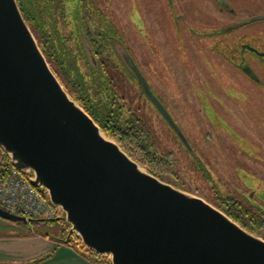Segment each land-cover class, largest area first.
<instances>
[{"label": "water", "instance_id": "obj_1", "mask_svg": "<svg viewBox=\"0 0 264 264\" xmlns=\"http://www.w3.org/2000/svg\"><path fill=\"white\" fill-rule=\"evenodd\" d=\"M123 51H120L119 48ZM143 92L191 148L124 46ZM86 49L92 65L97 59ZM0 146L60 209L66 239L110 264H264V239L144 169L67 92L17 0H0ZM0 217L33 222L0 207Z\"/></svg>", "mask_w": 264, "mask_h": 264}, {"label": "rangeland", "instance_id": "obj_2", "mask_svg": "<svg viewBox=\"0 0 264 264\" xmlns=\"http://www.w3.org/2000/svg\"><path fill=\"white\" fill-rule=\"evenodd\" d=\"M88 5L92 17L100 25L108 24L117 31L144 73L151 81L155 80V92L161 97L167 90L174 92L162 98L168 105H175L173 116L191 138V144L201 158L200 161L195 160L180 144L163 116L146 96L141 95L140 84L122 66L114 50L108 47L110 71L116 79L114 90L117 92L118 109L115 116L118 123L124 126L136 118L143 122L149 130L147 143L151 145L150 149L160 155L165 164L158 165L159 170L154 168L155 175L136 161L161 180L205 199L225 213L229 203L237 200L264 211V62L245 47L249 43L256 44V37L243 41L236 33L230 37L231 50L220 45L218 53L204 58L195 50L175 49L172 51L175 58L189 75L185 79L177 65L171 62V51L159 52L161 55L154 58V63L150 60L153 52L148 45L149 36L138 30L135 23L139 11L136 0H88ZM185 7L194 19L195 3H188ZM62 30L69 38V45L73 46L70 28L63 27ZM119 49L123 51L121 47ZM247 69H252L256 77L250 78L245 73ZM170 71L177 76L179 85ZM213 71L216 76L211 78ZM149 73L154 74V80ZM179 87L183 101L178 95ZM197 96L216 98H206L213 100V109L198 110L206 102ZM191 105L195 109H191ZM103 134L112 139L105 132ZM249 195L251 199L248 200ZM29 227L38 232L56 234L60 239H66L68 235V229L60 222L40 220L31 225L0 217V232L19 228L27 232ZM255 231L258 232L256 236L264 239V226L256 227ZM74 239L72 237V241ZM101 260L109 263L108 258Z\"/></svg>", "mask_w": 264, "mask_h": 264}, {"label": "trees", "instance_id": "obj_3", "mask_svg": "<svg viewBox=\"0 0 264 264\" xmlns=\"http://www.w3.org/2000/svg\"><path fill=\"white\" fill-rule=\"evenodd\" d=\"M17 2L51 69L64 84L70 96L90 114L107 136L155 174L156 170H159L158 165L165 162L160 155L150 149L151 145L147 143V136L150 135L146 125L136 118L134 122L130 120L121 126L115 116L118 109L117 92L114 90L116 79L110 71L108 47L104 44L103 35L99 30L85 32L83 4L77 0H17ZM75 23L80 25L81 31L77 30ZM63 27L70 28L69 35L74 39L73 46L69 45V38L63 34ZM82 33L89 39L98 61H101L97 68L89 63ZM6 159L9 160L8 156ZM234 202L229 203V206L235 211L227 209L226 213L244 229L257 235L255 229L264 226V219L256 211L245 209L241 201ZM34 219L37 220L30 222L31 225L40 221V218ZM43 221L54 223L53 220ZM43 234L58 238V235L49 232ZM66 243L80 245L94 256L96 264H110L102 262L103 256L89 250L77 238L72 241L71 237Z\"/></svg>", "mask_w": 264, "mask_h": 264}, {"label": "flooded vegetation", "instance_id": "obj_4", "mask_svg": "<svg viewBox=\"0 0 264 264\" xmlns=\"http://www.w3.org/2000/svg\"><path fill=\"white\" fill-rule=\"evenodd\" d=\"M77 2L83 4V10L85 9V18L83 19L85 32L92 33L94 32V30H99L100 33L103 35L102 40L104 44L109 47L112 51L114 50V54L116 55V57H118L122 66L126 68L128 73H130V76H132L138 82L135 74L128 68L126 61L122 58L118 51L117 46H124L133 58V55L130 53V50L125 44V42L118 36L117 31L112 30L113 28H111V26L108 24L100 25L98 20L92 17L93 13L88 5V0H77ZM136 2L138 3L139 8L138 17L135 20L136 27L138 30L146 32L149 36L148 45L151 51L153 52V57L150 59L152 61L154 60V58L161 55L159 52H172L175 49L184 48L190 49L191 51L195 50L197 51V53H200L203 58L207 57L208 55L218 53L220 45L227 47L228 50H231L233 44L230 40V37H233L237 33L238 37L243 41L247 40L251 36L256 37V40L258 41L256 44L249 43L248 47H245L247 51H249L250 53H254L255 56H257L261 59V61L264 62V0H136ZM188 3H195L196 11L193 14L194 19H191L192 17L190 15V10L189 13H187L188 7H185V5H187ZM87 19L89 20L87 21ZM254 22L258 23L253 24ZM75 24L77 25V30L81 31L80 25H78L77 23ZM82 37L85 48L86 45L91 47L93 54L95 55L94 50L89 43V39H87L85 34L83 33ZM172 55L173 59L170 58L171 62L177 65L180 73L185 79L189 78V75H186L185 73V68H183L182 65H179L178 60L175 58L173 52ZM87 57L89 63L92 65L88 52ZM95 57L97 59L98 66L99 62L101 61H98L99 59L96 55ZM133 60L145 76L153 94L164 105L173 120L181 128L182 132L188 140V143L191 147L190 149L186 147V145L181 141L176 132L170 126L169 122L160 113L155 104L149 98H147V96L143 92L142 86L139 85L141 88V95L146 96V98L152 104L155 110H157L163 116L164 121L166 122L169 130L175 135L180 144L185 147L187 152H189L195 160L200 161V156L197 154L191 144V138L187 135L183 127L180 126V124L176 121L175 117L173 116L172 111L176 109L175 105L171 103H169L170 105H168L162 98L164 95L166 97H169V94L167 93L172 94L174 92L167 90V93H164V95L161 92L163 95L162 97L158 95V93L155 92L156 86L154 74L149 73V75L154 80L153 82L144 73V71L142 70L140 65L135 61L134 58ZM97 66L94 67L97 68ZM209 67L213 66L209 65ZM153 69H155V66H153ZM170 73L172 77H174V80H176V83H178L179 85L177 76H174L173 72L171 71ZM245 73L250 78H252L253 76L256 77L252 69H247ZM215 74L213 71L210 77L212 78ZM205 75L209 76L208 74ZM182 94V90L179 87L178 95L181 100L183 99ZM199 98L203 99L206 104L202 105L201 107L198 106V110L205 111L208 109H213V96ZM206 98L212 99L207 100ZM191 104L195 105V103L192 102ZM191 109H195V107L191 105ZM252 196L253 194H251V197ZM251 197L249 195L248 200L251 199ZM242 203L244 204L243 206L245 209L249 211H256L260 215V217L264 219V211L262 209L250 207L244 201ZM226 208L230 209V206Z\"/></svg>", "mask_w": 264, "mask_h": 264}, {"label": "crops", "instance_id": "obj_5", "mask_svg": "<svg viewBox=\"0 0 264 264\" xmlns=\"http://www.w3.org/2000/svg\"><path fill=\"white\" fill-rule=\"evenodd\" d=\"M0 264H96L77 243H66L31 227L0 232Z\"/></svg>", "mask_w": 264, "mask_h": 264}, {"label": "built area", "instance_id": "obj_6", "mask_svg": "<svg viewBox=\"0 0 264 264\" xmlns=\"http://www.w3.org/2000/svg\"><path fill=\"white\" fill-rule=\"evenodd\" d=\"M0 146V207L13 214L30 218H56L60 209L30 181L29 175L17 169ZM109 261V259H108Z\"/></svg>", "mask_w": 264, "mask_h": 264}]
</instances>
